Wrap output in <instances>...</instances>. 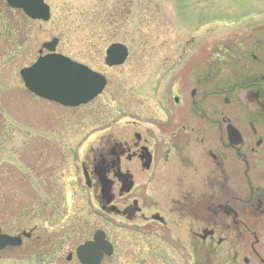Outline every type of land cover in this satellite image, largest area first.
Returning a JSON list of instances; mask_svg holds the SVG:
<instances>
[{
	"label": "flooded vegetation",
	"instance_id": "flooded-vegetation-1",
	"mask_svg": "<svg viewBox=\"0 0 264 264\" xmlns=\"http://www.w3.org/2000/svg\"><path fill=\"white\" fill-rule=\"evenodd\" d=\"M263 16L245 14L242 28L222 38L191 36L178 48H163L158 102L139 108L131 99L113 132L98 103L110 85L104 71L107 85L91 103L63 106L21 87L20 98L34 100L36 114L22 101L19 110L9 108L11 89L3 88L10 84L13 43L20 37L22 47L27 24L40 29L43 22L0 0V148L11 144L4 138L10 120L17 133L34 132L14 153L38 186L34 201L26 198L25 172L0 154V230L20 241L1 249L0 259L41 260L67 242L65 261L82 264L78 248L101 234L111 252L101 249L99 264H264L263 233L248 235L264 229V39L254 35L264 28ZM39 44L23 52L34 59L22 69L47 54ZM69 162L85 191L79 200L89 205L84 216L95 220L79 221L77 229L40 226L59 219L57 213L70 218L72 192L65 175H57Z\"/></svg>",
	"mask_w": 264,
	"mask_h": 264
},
{
	"label": "rangeland",
	"instance_id": "rangeland-1",
	"mask_svg": "<svg viewBox=\"0 0 264 264\" xmlns=\"http://www.w3.org/2000/svg\"><path fill=\"white\" fill-rule=\"evenodd\" d=\"M45 2L51 8V20L42 23L40 29L38 23L35 25L28 23L26 44L22 47L19 45L20 37H16L13 43L16 53H11L10 84L3 88V90L6 87L11 89L9 108L19 110L22 105L26 104L29 107V113L36 114L34 100L22 101L20 98L22 84L19 71L31 64L34 59L30 57V54L25 59L22 54L27 48H36L40 45L39 43L58 38L57 48L60 54L85 63L98 72L104 71L110 76L107 93L98 98V103L106 109L109 120H111L108 123L112 124L113 132L117 125L125 121L123 119L122 122L115 123V119L121 117V109L131 108V99L133 103H136V98L139 108H146L148 104L150 106L152 104L150 101L158 102L160 97L155 90L161 88L162 85L156 83V79L162 76L159 67L164 59L163 48H169V46L178 48L180 47L179 42L183 43L191 36L205 40L216 34L219 38L231 35L235 29L242 28L243 23L240 22L243 21L245 14L258 11L264 14V0H45ZM211 17L218 19L211 21L208 19ZM262 18L264 19V16ZM215 24H218L217 28ZM112 43H122L130 51L127 63L116 71H108L104 66L105 50ZM21 101L24 104H21ZM13 126L17 125L12 120L6 124L4 131L7 132L4 138L10 137L11 144L3 145L0 148V154L12 166H19L25 172V176L31 183L30 185L26 180V198L34 201L33 191L38 188L37 181L28 171V167L20 166L17 154L14 152L18 151L24 142L35 137V133L31 132L30 136L23 132L17 133L13 130ZM108 132L112 133V131ZM100 135L91 141V145L98 140ZM50 137L57 140L66 150V143L62 142L60 136ZM72 141H76V138L69 139L68 143H74ZM66 168L57 175H65L67 188L72 192L67 206L70 218L62 219L56 212L59 219L53 218L48 222L43 219L42 223L37 222L40 226L44 225L47 228L53 226L57 231L72 226L77 229L80 225L79 221H87L85 225L90 226L95 220L84 216V212H89V205L88 202L79 200V195L85 191L74 179L72 162L67 163ZM69 176L73 179H67ZM11 200L13 202V196ZM2 201L3 197L0 194V209H2ZM11 229L14 227L11 226ZM256 231H261L264 235V229H253L248 235L253 236ZM68 248L69 244L66 242L56 248L58 255L55 251L41 260L39 256L27 257L23 260L19 258L0 259V264H69L65 261ZM59 256L63 259L57 261L56 258Z\"/></svg>",
	"mask_w": 264,
	"mask_h": 264
},
{
	"label": "water",
	"instance_id": "water-1",
	"mask_svg": "<svg viewBox=\"0 0 264 264\" xmlns=\"http://www.w3.org/2000/svg\"><path fill=\"white\" fill-rule=\"evenodd\" d=\"M14 8L23 9L32 19L44 22L50 19V8L43 0H7ZM264 39V29L255 33ZM58 40L44 44L49 54L41 57L31 67L21 71L25 87L36 96L64 106L87 104L100 95L106 79L88 67L75 63L69 58L56 54ZM106 65L120 66L128 57V50L122 44L111 45L106 52ZM20 244L18 239L0 233V250L8 245ZM110 244L103 242L101 234L95 236V242H89L78 249V258L82 264H99L102 260L101 249H108Z\"/></svg>",
	"mask_w": 264,
	"mask_h": 264
}]
</instances>
